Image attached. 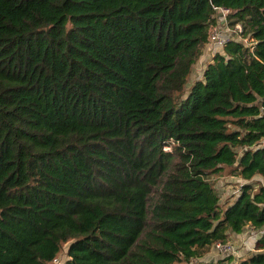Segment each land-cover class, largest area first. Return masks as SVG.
<instances>
[{
    "label": "trees",
    "instance_id": "trees-1",
    "mask_svg": "<svg viewBox=\"0 0 264 264\" xmlns=\"http://www.w3.org/2000/svg\"><path fill=\"white\" fill-rule=\"evenodd\" d=\"M263 141L264 0H0V264H204L264 229Z\"/></svg>",
    "mask_w": 264,
    "mask_h": 264
},
{
    "label": "rangeland",
    "instance_id": "rangeland-1",
    "mask_svg": "<svg viewBox=\"0 0 264 264\" xmlns=\"http://www.w3.org/2000/svg\"><path fill=\"white\" fill-rule=\"evenodd\" d=\"M207 52H208V47L206 46L203 49L202 58L198 63L199 65L198 64L196 65L192 77L188 83V89L191 88V85L196 80L202 78L204 66L208 63L205 61V56ZM222 53L224 52L222 51ZM262 145L264 146V141ZM211 182L219 194L220 203L222 205L233 202L236 196L240 194L241 187L244 184H246V182L241 177L229 176L227 173L222 175L212 176ZM263 232L264 229L263 230L247 229L241 234L231 233L227 244H230L229 246L234 248L235 251L233 255L230 256L223 255L215 248L214 245L208 249V252L202 259H199L195 262L204 263V264H221V263H225L229 257L237 261L240 259L248 258L256 252L255 250L256 242L259 239V236H261ZM67 249L68 246H65L63 248L61 254L59 255L58 262L55 264H65L67 260Z\"/></svg>",
    "mask_w": 264,
    "mask_h": 264
},
{
    "label": "built area",
    "instance_id": "built-area-1",
    "mask_svg": "<svg viewBox=\"0 0 264 264\" xmlns=\"http://www.w3.org/2000/svg\"><path fill=\"white\" fill-rule=\"evenodd\" d=\"M217 12V22L212 29V34L209 43L206 45L208 47V52L205 56V61L209 62L213 56L223 49L228 41L232 39L239 40V35L243 32V27L241 24L232 27L230 24L229 17L232 15V11L228 8H214ZM230 244L218 243L215 248L221 252L223 255H233L234 248L229 246ZM257 252V251H256ZM58 262V258L53 264Z\"/></svg>",
    "mask_w": 264,
    "mask_h": 264
},
{
    "label": "crops",
    "instance_id": "crops-1",
    "mask_svg": "<svg viewBox=\"0 0 264 264\" xmlns=\"http://www.w3.org/2000/svg\"><path fill=\"white\" fill-rule=\"evenodd\" d=\"M220 52H222V50H219ZM199 65V64H198ZM206 66V65H205ZM205 66H204V69H205ZM196 67V66H195ZM204 69H203V71H204Z\"/></svg>",
    "mask_w": 264,
    "mask_h": 264
}]
</instances>
